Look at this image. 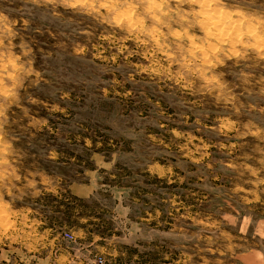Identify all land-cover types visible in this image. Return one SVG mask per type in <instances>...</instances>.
Here are the masks:
<instances>
[{"label":"rangeland","instance_id":"1","mask_svg":"<svg viewBox=\"0 0 264 264\" xmlns=\"http://www.w3.org/2000/svg\"><path fill=\"white\" fill-rule=\"evenodd\" d=\"M0 264H264V0H0Z\"/></svg>","mask_w":264,"mask_h":264},{"label":"crops","instance_id":"2","mask_svg":"<svg viewBox=\"0 0 264 264\" xmlns=\"http://www.w3.org/2000/svg\"><path fill=\"white\" fill-rule=\"evenodd\" d=\"M77 188H80V187H77ZM78 190V189H77Z\"/></svg>","mask_w":264,"mask_h":264},{"label":"bare ground","instance_id":"3","mask_svg":"<svg viewBox=\"0 0 264 264\" xmlns=\"http://www.w3.org/2000/svg\"><path fill=\"white\" fill-rule=\"evenodd\" d=\"M217 23V22H216Z\"/></svg>","mask_w":264,"mask_h":264}]
</instances>
